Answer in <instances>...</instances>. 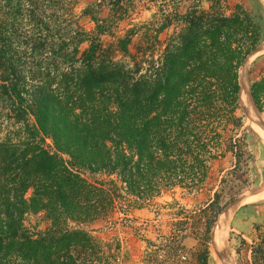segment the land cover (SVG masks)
Wrapping results in <instances>:
<instances>
[{
    "label": "trees",
    "instance_id": "1",
    "mask_svg": "<svg viewBox=\"0 0 264 264\" xmlns=\"http://www.w3.org/2000/svg\"><path fill=\"white\" fill-rule=\"evenodd\" d=\"M139 1L162 20L132 52L138 28L117 33ZM244 1L226 13L222 0H0V264H122L119 241L89 224L203 187L223 130L241 123L239 67L264 40L263 2ZM250 92L264 114V70ZM219 211L215 193L205 243ZM37 213L48 226L32 234ZM255 231L260 264L264 224Z\"/></svg>",
    "mask_w": 264,
    "mask_h": 264
},
{
    "label": "rangeland",
    "instance_id": "2",
    "mask_svg": "<svg viewBox=\"0 0 264 264\" xmlns=\"http://www.w3.org/2000/svg\"><path fill=\"white\" fill-rule=\"evenodd\" d=\"M237 2L245 1L222 0L221 4L229 13ZM161 20L159 3L139 1L117 35H123L127 28L136 26L139 33L130 46L135 52L137 44L145 45L154 36ZM90 26L86 25L87 28ZM169 33L170 29L164 30L158 38L163 41ZM104 40L113 39L105 37ZM159 48L162 46L158 44L155 55ZM263 70L264 53L249 61V83L257 79ZM236 116L241 117V123L239 126L229 123L223 130L220 142L212 149L217 157L209 161L208 177L200 190L186 192L176 186L162 192L143 207L123 211L122 208L126 207L117 205L112 222H96L89 224L87 229L103 240L119 241L126 254L122 264H197L200 256L206 257V264H223L213 244L216 222L226 220L224 215L228 207L241 196L264 186V136L260 137L251 125L256 120L249 105L240 102ZM260 116L264 121V114ZM46 145L52 149L50 139H46ZM63 157L68 158L66 155ZM81 174L96 184L115 178L88 171H81ZM30 193V190L27 191L26 196ZM215 193L220 211L212 224L210 240L205 243L203 208L209 199L215 197ZM207 214L212 216V211ZM24 224L32 234H36L48 226V221L42 213L27 214ZM256 224H264V196L239 203L231 214L227 239L232 264H252L251 245L256 235Z\"/></svg>",
    "mask_w": 264,
    "mask_h": 264
},
{
    "label": "water",
    "instance_id": "3",
    "mask_svg": "<svg viewBox=\"0 0 264 264\" xmlns=\"http://www.w3.org/2000/svg\"><path fill=\"white\" fill-rule=\"evenodd\" d=\"M264 46V40L254 49L252 50L244 59L242 65L239 67V71H238V82H239V94L241 92V90L243 89L246 93L248 102H249V106H250V112L251 115L255 118L256 122L258 123V125L260 126V128L262 130H264V121L261 119L260 116V111L257 108V106L255 105L252 96H251V92H250V83L248 80V63L249 61L255 57L256 53ZM241 102V100H240ZM242 103V102H241ZM248 111V110H247ZM257 190L251 191L243 196H246L248 194H254ZM241 196V197H243ZM240 197V198H241ZM240 199L236 200L232 205H230L227 209V211L225 212L224 218H226V220L223 221V219L218 220L217 222H221L222 226V248L217 249V254L220 257V259L224 260L226 264H232V259H231V254H230V248L228 246V239H227V229L229 227V220L231 217L232 212L234 211V209H236L237 205L239 204Z\"/></svg>",
    "mask_w": 264,
    "mask_h": 264
},
{
    "label": "bare ground",
    "instance_id": "4",
    "mask_svg": "<svg viewBox=\"0 0 264 264\" xmlns=\"http://www.w3.org/2000/svg\"><path fill=\"white\" fill-rule=\"evenodd\" d=\"M264 4V0H261ZM264 53V46L256 53L255 56L257 55H260ZM240 100L242 102V104L244 105H249V102H248V99H247V96H246V93L245 91L242 89L241 92H240ZM252 127H254V129L258 132V134L261 136H264V130H262L260 128V126L258 125L257 122L253 121V123H251ZM264 196V186L261 187L260 190L256 191L254 194H248L246 196H243L241 198H239L240 202L239 203H243L245 201H252V200H255V199H258V198H261ZM213 231H214V249L216 251V254H217V249H220L222 248V224L221 222H216L214 228H213ZM213 250V249H212ZM214 252V251H213ZM215 252H214V255H216ZM218 255V254H217ZM220 258V257H219ZM222 263L223 264H226L224 260H222Z\"/></svg>",
    "mask_w": 264,
    "mask_h": 264
}]
</instances>
